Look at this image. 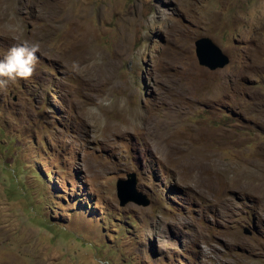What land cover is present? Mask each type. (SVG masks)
<instances>
[{
    "label": "rangeland",
    "instance_id": "374dc122",
    "mask_svg": "<svg viewBox=\"0 0 264 264\" xmlns=\"http://www.w3.org/2000/svg\"><path fill=\"white\" fill-rule=\"evenodd\" d=\"M210 37L230 58L198 63ZM0 264H264V0H0ZM134 174L149 203L120 205Z\"/></svg>",
    "mask_w": 264,
    "mask_h": 264
},
{
    "label": "water",
    "instance_id": "95a60500",
    "mask_svg": "<svg viewBox=\"0 0 264 264\" xmlns=\"http://www.w3.org/2000/svg\"><path fill=\"white\" fill-rule=\"evenodd\" d=\"M195 55L198 63L210 70H216L226 66L229 56L208 36H202L194 41ZM116 192L120 205L129 201L137 202L141 205H147L149 200L135 190L134 174H127L126 178H120L116 181Z\"/></svg>",
    "mask_w": 264,
    "mask_h": 264
},
{
    "label": "clouds",
    "instance_id": "9594fccd",
    "mask_svg": "<svg viewBox=\"0 0 264 264\" xmlns=\"http://www.w3.org/2000/svg\"><path fill=\"white\" fill-rule=\"evenodd\" d=\"M38 43L23 41L11 47L3 59H0V89H6L18 80H29L36 73L39 63Z\"/></svg>",
    "mask_w": 264,
    "mask_h": 264
}]
</instances>
